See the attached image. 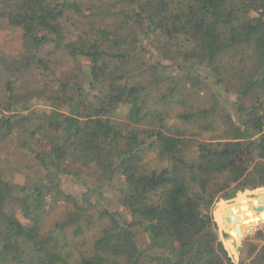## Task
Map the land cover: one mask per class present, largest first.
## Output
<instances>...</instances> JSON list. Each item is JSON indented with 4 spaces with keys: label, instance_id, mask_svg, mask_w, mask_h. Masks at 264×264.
<instances>
[{
    "label": "trees",
    "instance_id": "obj_1",
    "mask_svg": "<svg viewBox=\"0 0 264 264\" xmlns=\"http://www.w3.org/2000/svg\"><path fill=\"white\" fill-rule=\"evenodd\" d=\"M0 26V264H233L211 211L264 186V0H0Z\"/></svg>",
    "mask_w": 264,
    "mask_h": 264
},
{
    "label": "rangeland",
    "instance_id": "obj_2",
    "mask_svg": "<svg viewBox=\"0 0 264 264\" xmlns=\"http://www.w3.org/2000/svg\"><path fill=\"white\" fill-rule=\"evenodd\" d=\"M19 43H20V34L18 31H14L12 29H6L5 27L0 26V48L6 51H15L18 49ZM233 102H234V97L229 96L228 103H227L228 109L233 114L234 118H237L235 106ZM39 107L44 108L45 106L42 102L35 101L34 108H39ZM16 178H17V181L19 182L22 179L21 176L18 174L16 175ZM248 190L252 192V195L248 197L251 200H256L260 196L259 192L261 190H264V186L257 187L254 189H248ZM237 194H244V190L237 191L232 198L219 199L215 203L211 213H213V211L218 207L217 204L219 203L220 200L230 202L237 198ZM106 195L108 196V192ZM263 201L264 199L261 202H253V203L249 201H244L243 203L244 205L246 204L247 207L238 206V205L233 204V206L230 208L228 212H226L225 209H221L216 213L217 215L218 214L223 215L224 219L221 224L224 227L223 236L225 239L229 240L231 246H233L236 249L239 255V260H240V253H242L244 244L248 242L256 243L258 240L255 239V235L258 232H264V222L262 221L264 219V205L262 204ZM55 206L56 207H54L52 211L49 210L50 212L47 211L46 213V216H47L46 217V229L47 230H51L53 228L55 221H60L62 217L66 214V208L62 204L55 205ZM239 207L252 210L255 214H257V216L253 219V221L249 220V218H247L248 216H244L243 222L238 221L236 223L237 216L235 214H231V210L234 208H239ZM260 207H263V209H260ZM242 211L245 212L246 210L242 209ZM231 216H234V222L230 220ZM226 217L229 218V222L226 221ZM217 233H218V230H217Z\"/></svg>",
    "mask_w": 264,
    "mask_h": 264
},
{
    "label": "water",
    "instance_id": "obj_3",
    "mask_svg": "<svg viewBox=\"0 0 264 264\" xmlns=\"http://www.w3.org/2000/svg\"><path fill=\"white\" fill-rule=\"evenodd\" d=\"M252 195V192L248 189L244 190V194H237V198L227 202L224 200H220L219 203L217 204V208L213 211L212 216H213V222L216 224L217 230H218V235L220 242L223 246V249L227 253V256L230 258L233 264H238L239 263V255L236 251V249L231 246L229 240L225 239L223 236L224 232V227L218 222L217 220V212L221 209H225L226 212L230 210V208L233 206V204L238 205L241 203V201H249V202H255V200H251L248 196ZM260 209H263V207H260ZM230 220L234 222V216L230 217ZM226 221L229 222V218L226 217Z\"/></svg>",
    "mask_w": 264,
    "mask_h": 264
},
{
    "label": "bare ground",
    "instance_id": "obj_4",
    "mask_svg": "<svg viewBox=\"0 0 264 264\" xmlns=\"http://www.w3.org/2000/svg\"><path fill=\"white\" fill-rule=\"evenodd\" d=\"M264 199V196H261V197H258L255 202H261L262 200ZM239 206H246V204L244 205V203H240ZM247 207V206H246ZM217 217V220L219 221V215L216 216Z\"/></svg>",
    "mask_w": 264,
    "mask_h": 264
}]
</instances>
